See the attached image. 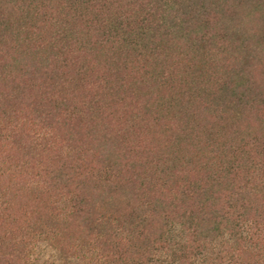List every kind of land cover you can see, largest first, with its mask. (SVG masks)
I'll return each mask as SVG.
<instances>
[{"label":"trees","instance_id":"obj_1","mask_svg":"<svg viewBox=\"0 0 264 264\" xmlns=\"http://www.w3.org/2000/svg\"><path fill=\"white\" fill-rule=\"evenodd\" d=\"M0 264H264V0H0Z\"/></svg>","mask_w":264,"mask_h":264},{"label":"rangeland","instance_id":"obj_2","mask_svg":"<svg viewBox=\"0 0 264 264\" xmlns=\"http://www.w3.org/2000/svg\"><path fill=\"white\" fill-rule=\"evenodd\" d=\"M49 252L48 250L45 251V257H47L49 255Z\"/></svg>","mask_w":264,"mask_h":264}]
</instances>
